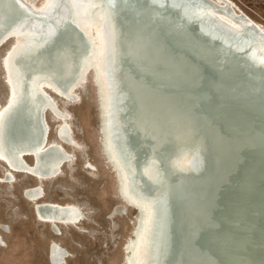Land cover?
<instances>
[{
	"label": "bare ground",
	"instance_id": "obj_1",
	"mask_svg": "<svg viewBox=\"0 0 264 264\" xmlns=\"http://www.w3.org/2000/svg\"><path fill=\"white\" fill-rule=\"evenodd\" d=\"M15 1L23 14H7L0 5V49L10 45L1 59L7 88L5 102L0 99V163L6 168V176L1 180L20 174L37 183L25 189L27 199L33 203L37 220L51 226L56 236L62 234V227L81 228L86 219L84 209L73 203L45 200L43 184L58 179L65 167L74 169L77 157L68 148L75 153L86 150L76 138L72 110L61 109L58 100L68 108L79 105V92L92 74L99 92L102 154L116 178L117 197L126 206L137 205L144 213L135 217L125 246V264H152L154 208L161 198L156 194L147 200L134 187L129 163L135 155L124 157L116 136L118 87L114 64L119 22L123 7L138 0H128L125 5L123 0H44L41 5L33 0ZM147 1L159 9H177L204 33L264 64V26L238 11L231 0ZM142 16L148 20L147 13ZM67 21L85 37L88 47L77 36L66 34ZM144 23L129 22L126 26L129 37L121 48L129 51L140 45L138 38L150 35ZM150 40L152 44L145 49L142 65L158 73L163 82L148 85L146 79L141 82L130 75V83L139 95L133 110L139 120L136 135L164 151L180 171L197 172L198 166L205 164L197 151L187 150L203 145L211 166L200 190L208 182L212 184L207 189L205 202L195 204L201 217L194 232L202 229L209 232L201 244L204 254L215 255V264H264L263 75L245 67L244 61L234 56L231 65L220 67L217 60L228 55L194 37L191 45L184 34L173 30H165ZM51 41L58 42L44 55L42 63L36 65L26 86L25 67L17 60L42 51L44 48H38L39 45ZM157 48L162 51L160 58L156 56ZM32 83L44 102L34 96ZM25 86L30 116L40 117L44 135L33 129L31 137L14 146L5 133L10 117L25 94ZM48 115L57 125L55 139H51L53 125ZM105 121L106 132L103 131ZM259 130L263 145L256 140ZM108 141L112 152L108 151ZM54 149L60 152L59 157L52 154ZM152 158L151 167L158 168L167 162L160 155L153 154ZM85 164L88 170H97L92 162L86 160ZM152 168L148 169L149 174L154 171ZM190 185L188 181L187 187ZM42 209L65 214L43 215ZM191 225L192 222L189 232L193 230ZM220 225L227 227L229 238H222ZM183 226L188 229L185 221ZM48 256L50 264H64L69 253L58 241L52 240ZM180 263L178 257L173 261V264Z\"/></svg>",
	"mask_w": 264,
	"mask_h": 264
},
{
	"label": "water",
	"instance_id": "obj_2",
	"mask_svg": "<svg viewBox=\"0 0 264 264\" xmlns=\"http://www.w3.org/2000/svg\"><path fill=\"white\" fill-rule=\"evenodd\" d=\"M127 1L128 0H123L122 4L125 5ZM0 5L5 8L4 12L7 14L14 12H20L23 14L22 8L18 6L15 0H0ZM127 7H123L124 11H121L122 15L120 16V26L118 30L119 45L118 50L116 49V61L114 64L118 87V122L116 126V136L119 150L123 156L127 157L131 154L135 155V157L130 158L129 163L131 164L129 167L132 173L131 176L134 180V187L147 200L156 194L161 198L157 206L154 208L152 264H173L174 259L176 260L177 257L181 261L180 264H215L214 257L216 256L211 253L206 256L204 254L205 249L201 246L203 238L206 237L209 232L205 229L194 232L201 217L195 204L198 201L205 202L207 189L210 187V184H212L208 182L205 184L206 186L204 187V190H200V187L205 183L204 176L207 175V170L209 166H211L208 154L202 144L187 149L190 152L197 151L205 164L202 163V166H198L197 172L190 169L187 171H180L177 169L173 160L169 159L164 151L155 148L151 141H146L145 138L137 136L136 131L139 125V120L135 117L133 110L137 106L135 99L139 95L136 88L130 83L129 78L131 77L130 75H133V77L139 79L141 82L146 79L144 81H146L148 85L162 84L161 82L163 81L160 80L158 73L156 75L154 70L143 67L142 58L146 56L145 49L152 44L150 38L153 36V39H155L157 34L165 30L166 32H171L173 30L174 32L184 34L185 37L189 39V44L191 45L192 43H190V41L192 42V38L194 37L208 45L215 46L219 52L228 55V57L225 56V58L217 60V64L220 65V67L229 64L231 65V63H233L231 58L234 56L242 59L244 61L242 64H244L245 67L260 73L261 76L263 75L262 77L264 80V64L256 63L248 55L238 53L239 51L230 49L218 38L204 33L197 27L196 23L182 15L177 9H173L172 7L159 9L147 0H138L137 2L129 4ZM143 13H147L148 20H145V17L142 16ZM133 21L137 23L144 21L145 23L143 24V27L147 29L150 35L138 38L137 41L140 45L127 51V49H123L128 40L127 38L129 37L127 35L126 26L129 22ZM64 31L66 34L77 36L80 42L85 47H88L85 37L72 25L71 21L65 23ZM57 42L58 41L41 43L38 48H44L42 51L23 55L24 57L17 60L18 63H22L25 67V70L23 71H25L24 80L26 86L27 84H30L29 81H31V74L35 70L36 65L42 63L44 55L55 46ZM121 45L123 48H121ZM161 53V48H157L156 56L160 58L162 56ZM21 75H23V72ZM46 76L50 78L54 77L47 74ZM33 83L32 90L34 96L40 102H44L43 97L39 94ZM26 86L25 94L21 98L16 112L10 117L5 133L6 137L14 146L19 141L31 137L33 129L39 130L42 136L44 135V132H42L40 117L31 118L30 116V103L27 102L25 96L27 95ZM97 95H99L98 91ZM103 116L106 118V114ZM107 127V122L105 121L103 126L104 132L107 131ZM256 140L260 145H263L261 130L257 133ZM109 143L110 142L108 141V151L112 152ZM52 154L56 157L60 156V152L56 149L53 150ZM153 154L160 155L164 160H167V162L163 163V166L158 165V168H155V165L152 166L154 167V171H152V174H149L148 169H153L149 165V163L153 161ZM157 170L159 171L158 175ZM188 181L191 184L189 188L187 187ZM197 192L199 193L196 194ZM132 205L135 216L137 214L143 216V210L135 204ZM127 207L128 206H124V209L121 212L125 213ZM178 208H180L181 211ZM118 211L119 210H116V212ZM41 213H43V215L61 216L65 214L62 211H55L52 209H42ZM184 221L188 224L187 230H185L183 226ZM190 222H192V232H189ZM219 229L222 233V238L226 239L230 237L227 227L220 225ZM182 251L183 254L181 253Z\"/></svg>",
	"mask_w": 264,
	"mask_h": 264
},
{
	"label": "rangeland",
	"instance_id": "obj_3",
	"mask_svg": "<svg viewBox=\"0 0 264 264\" xmlns=\"http://www.w3.org/2000/svg\"><path fill=\"white\" fill-rule=\"evenodd\" d=\"M33 1L41 5L44 0ZM231 1L238 11L264 26V0ZM9 47L0 49V99L3 103L7 88L1 59ZM79 93L81 100L77 106L68 108L61 99L58 101L61 109L72 110L76 138L86 150L75 153L68 148L77 157L74 169L65 167L58 179L45 182L43 188L45 200L77 204L86 212V219L80 229L62 227V234L56 236L51 226L37 220L33 203L27 199L25 189L37 183L20 174L1 180L6 176V168L0 163V264H50L48 252L52 240L68 251L69 257L64 264H125V246L136 216L130 206L125 213L121 212L126 205L117 197L116 178L102 154L97 91L92 74ZM48 120L53 125L51 139H55L57 125L49 115ZM86 160L97 170L85 168Z\"/></svg>",
	"mask_w": 264,
	"mask_h": 264
}]
</instances>
